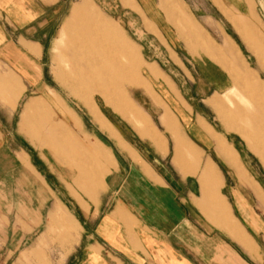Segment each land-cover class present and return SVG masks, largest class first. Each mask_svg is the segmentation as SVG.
<instances>
[{
    "label": "rangeland",
    "instance_id": "1",
    "mask_svg": "<svg viewBox=\"0 0 264 264\" xmlns=\"http://www.w3.org/2000/svg\"><path fill=\"white\" fill-rule=\"evenodd\" d=\"M73 1L75 0H59L56 3L59 5V15L53 17V27L45 33L46 35L52 31L51 39L48 40V35L45 38L40 36L44 47L40 59L42 70L37 82L41 81L43 86H39L38 91H35L31 83L28 84L13 114L9 138L16 160L10 169L0 167V264L62 263L67 251L63 253L51 236L44 235L50 203H53L55 198L60 200L75 217L88 203L95 204L107 189L106 180L112 165L111 157L125 154L119 152L113 139L123 146L119 134L125 140H136L138 136L132 121L141 127V134H147L160 149H163L161 145L166 139V151L162 153L161 163L167 171L170 169L175 173L180 166L171 160V145L174 146L175 161L197 156L198 150L186 138L190 137L182 123L177 122L175 116L167 110L161 118L162 129L156 114L152 112L149 99L139 88L129 86L127 78L131 75L133 77L140 68L136 58L132 66L128 63V57L133 51V44L129 40L138 45L143 59L155 61L169 76L179 95L191 108L188 117L203 118H198L199 125L214 140L218 157L212 145L210 149L202 147L190 138L191 141L201 148L202 157H210L218 165L226 187L235 179L257 221L264 224V210L259 206L261 201V205H264V94L261 97L264 91V68L256 62L255 57L244 45L246 42L251 51L259 54L260 50L256 46L262 43L264 31L256 24L257 20L252 17H243L241 20L221 7L225 18L230 20L233 26L220 13L213 0H183L199 24L194 20H183L182 16L176 17V22L181 26L180 39L158 10L162 20L159 26L168 29L170 41L167 42L181 62L177 64L168 58V48L142 29L132 10L121 6L118 0H92L100 11L114 22L103 18L92 2H85L81 9L76 6L78 10L71 16H74L73 19L79 26L78 39L97 42L99 31L101 37L106 35V54L93 60L90 73H82L85 68L83 64H64L58 62L59 60L56 61L57 64H53L52 71V44L58 27ZM150 1L156 6L155 0ZM220 1L226 6H231L233 11L242 16L247 14L244 0ZM123 2L135 6L133 0ZM137 2L143 12H146L147 2ZM180 8L177 10L182 13L183 7ZM256 14L264 26L260 13ZM84 18H87L88 23ZM116 25H119L125 34L121 33ZM192 27L198 35L193 36L194 33L190 29ZM66 30L65 28L64 31ZM193 43L197 47L195 54L188 50V46H194ZM121 45L125 47L122 60ZM91 51L93 55L97 50L93 47ZM58 58L61 60L62 57ZM75 58L82 60V57ZM152 72L155 78L162 77L173 88L164 75L158 74L154 69ZM140 73L145 76L141 70ZM231 79L232 86L223 92L231 85ZM143 86L147 88L145 84ZM57 96L75 114V121L73 119L70 122L65 112L57 107L54 100ZM28 100H31V103L29 101V105L23 110L24 122L19 129L23 105ZM155 102L157 103L156 100ZM136 109L140 110V115ZM145 112L159 131L145 117ZM225 125L231 126V130L226 131ZM96 139L108 152L107 155L93 148ZM143 140L147 141L145 138ZM220 142L226 147L228 155L221 152ZM154 147L152 145L155 150ZM152 149L150 147L147 151ZM20 154L25 155L28 164H21L17 160ZM213 154L221 161L219 162ZM148 156L151 161V156ZM190 163L193 166L194 161ZM84 166L91 168L93 173L96 172L93 177L96 178L98 173L101 175L100 183L95 185L92 191L82 189L77 180L78 172H81ZM226 167L229 173L226 172ZM203 175L207 179L213 177L214 170L209 163L205 164ZM40 194L44 202L39 224L24 222L23 216L20 220V205L27 203V206H34ZM9 200L10 208L7 205ZM56 216L71 221L61 204ZM248 225L250 227L249 223ZM54 228V232L59 231V236L68 233L63 225H59V228L55 225ZM251 230L256 231L254 226ZM254 236L258 245L264 248L259 233ZM35 240L37 243L33 245ZM243 241L241 236V242ZM246 248L252 250V246Z\"/></svg>",
    "mask_w": 264,
    "mask_h": 264
},
{
    "label": "crops",
    "instance_id": "2",
    "mask_svg": "<svg viewBox=\"0 0 264 264\" xmlns=\"http://www.w3.org/2000/svg\"><path fill=\"white\" fill-rule=\"evenodd\" d=\"M139 1L147 2L146 12H143L137 0H133L135 6L126 5L123 0H118L121 6L136 14L145 32L168 48V58L174 63L181 64L167 42L170 41L168 29L159 26L162 20L158 10L180 39H182L181 26L176 22V17L182 16L183 20L188 21H196L195 18L188 11L183 0H155L156 6L150 0ZM57 2L59 0H0V167L3 169H10L16 160L12 154V141L9 137L18 100L27 90L28 84L31 83L35 91L39 86H43L41 81L37 82L41 75L40 59L44 47L40 36L45 38L48 35V40L51 39L52 31L46 35L45 33L52 29L53 17L56 18L59 15ZM85 2L94 4L92 0L73 1L58 27L50 55L52 71L53 64H57L56 61L59 60L58 62L61 61L60 63L64 64H83L85 68L82 73H90L93 60L106 54V35L101 37L100 31L97 42H85L77 38L79 26L71 15L81 9ZM244 2L247 14L242 16L233 11L231 6L224 5L220 0H213L223 16L224 9L229 14L240 17L241 20L243 17H252L264 31L263 23L256 14L260 13L264 20V0H244ZM76 6L80 8L76 10ZM178 7H183L184 13H180L177 10ZM95 8L103 18L114 22L97 6ZM227 21L232 24L230 20ZM116 26L121 33L125 34L119 25ZM248 30L245 29V31ZM129 41L133 44V51L128 57V63L132 66L136 58V62L140 65L138 72L133 77L131 75L127 78L129 86L139 88L149 99L152 112L156 114L161 126V118L169 110L177 122L182 123L193 141L205 148L211 149L212 145L218 157L214 140L199 125L198 118L202 117L197 116L192 119L188 117L191 108L179 95L169 76L155 61L143 59L138 45ZM244 45L255 57L256 62L264 68V39L256 46L260 50L258 55L249 49L246 42ZM93 47L97 51L92 55ZM124 49L125 47L121 45V60ZM188 50L191 54H195L197 47L194 44V46H188ZM58 57H62L61 60ZM75 57H82V60L78 61ZM153 69L158 74L164 75L173 88L162 77L155 78ZM140 70L145 73V76L140 73ZM84 77L81 76V78ZM232 84L231 79V85L227 86L223 92ZM263 94L264 91L261 97ZM54 100L57 107L65 112L68 120L75 121V114L64 102H61L60 97L57 96ZM262 100L264 102V99ZM29 101L31 103V100H28L23 105L18 123L19 129L24 122L23 110L29 105ZM136 110L140 115V110ZM146 115L145 117L152 124L149 116ZM132 122L136 135L139 137L137 136L136 140H125L116 130L123 141V146L115 139H113L114 144L120 153L125 154L124 157L122 154L120 157L116 155L111 157L112 165L106 180L107 189L95 204L88 203L86 208L80 209L79 215L75 217L60 200L55 198L53 203H50L51 208L47 214L44 235L51 236L63 253L67 251L61 264H264V248L258 245L254 236L259 233L264 244V224L257 221L256 215L244 198L240 187L237 186L233 175L230 173L234 181L226 187L218 165L210 157H202L201 148L187 136L186 138L197 148V156L175 161L174 146L171 145V160L180 166L175 173H172L170 169L167 171L161 163L162 153L166 151V139L161 145L163 149H160L147 134H141L140 126ZM156 130L159 131L157 128ZM143 138L151 143H147ZM95 143L94 149H99L101 154H108L99 140L96 139ZM151 144L156 147H154L155 150L152 149ZM150 147L152 151L149 152L147 149ZM148 155L151 156V161ZM216 156L214 155L220 162L221 160ZM17 160L21 164H28L24 154H20ZM190 161H194L193 166ZM206 163H209L214 170L211 179L203 175ZM87 168L88 166H84V169L78 172L77 180L82 189L92 191L95 185L100 183L101 175L98 173L95 178L93 176L96 172L93 173L91 168ZM227 170L226 172L229 173L228 168ZM43 202L40 194L34 206H27V203L20 205L22 210L19 219L21 220L23 216L24 222L32 221L35 225L39 224ZM7 203L10 208L11 200ZM261 203L262 201L259 206L263 211L264 205L262 206ZM59 204L63 205L70 216V222L61 216H56L59 213ZM248 223L251 228L254 226L256 231L251 230ZM55 225L58 228L59 225H63L68 233L59 236V231L57 233L53 231ZM241 236H243V243ZM36 240L33 245L37 243ZM245 246H252V250Z\"/></svg>",
    "mask_w": 264,
    "mask_h": 264
},
{
    "label": "bare ground",
    "instance_id": "3",
    "mask_svg": "<svg viewBox=\"0 0 264 264\" xmlns=\"http://www.w3.org/2000/svg\"><path fill=\"white\" fill-rule=\"evenodd\" d=\"M180 1V0H179ZM181 9V8H180ZM178 11H180V10H178ZM183 12V11H182ZM184 13V12H183ZM73 14V13H72ZM75 14V13H74ZM73 18H74V16H73ZM85 19V22L86 23H88V20H87V18H84ZM85 23H83V25H84ZM185 25V24H184ZM187 27H191V26H187ZM192 31H193V36L194 35H198L197 34V32L193 29V27L192 28H190ZM212 103H213V101H211ZM224 129L226 130V131H230L231 130V126H229V125H225L224 126ZM220 149H221V152L223 153V154H226V155H228V152H227V150H226V147L224 146V144L223 143H221L220 142ZM262 154H263V157H264V151H262Z\"/></svg>",
    "mask_w": 264,
    "mask_h": 264
}]
</instances>
